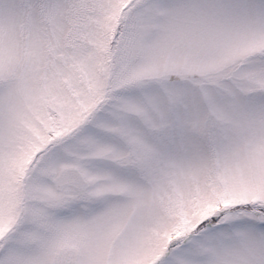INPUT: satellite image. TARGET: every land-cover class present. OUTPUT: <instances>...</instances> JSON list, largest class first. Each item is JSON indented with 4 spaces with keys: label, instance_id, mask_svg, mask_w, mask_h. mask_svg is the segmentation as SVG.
Returning <instances> with one entry per match:
<instances>
[{
    "label": "snow or ice",
    "instance_id": "1",
    "mask_svg": "<svg viewBox=\"0 0 264 264\" xmlns=\"http://www.w3.org/2000/svg\"><path fill=\"white\" fill-rule=\"evenodd\" d=\"M0 264H264V0H0Z\"/></svg>",
    "mask_w": 264,
    "mask_h": 264
}]
</instances>
